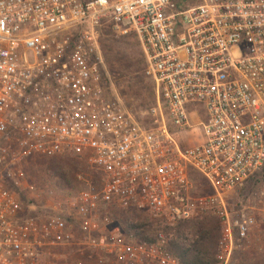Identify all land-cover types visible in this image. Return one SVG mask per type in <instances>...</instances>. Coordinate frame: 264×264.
<instances>
[{
	"label": "built area",
	"instance_id": "obj_1",
	"mask_svg": "<svg viewBox=\"0 0 264 264\" xmlns=\"http://www.w3.org/2000/svg\"><path fill=\"white\" fill-rule=\"evenodd\" d=\"M183 2L0 0V264H45L74 241L75 225L89 249L118 264H180L165 235L137 242L100 224L99 208L111 204L148 209L168 225L213 216L214 264H230L264 222L261 188L258 206L235 211L226 201L264 169V0ZM105 25L142 47L156 96L150 126L104 85ZM197 128L203 141L184 145ZM67 153L100 170L102 188L80 174L86 187L66 204L44 215L25 207L21 193L35 186L20 162ZM191 170L212 193L197 192Z\"/></svg>",
	"mask_w": 264,
	"mask_h": 264
},
{
	"label": "trees",
	"instance_id": "obj_2",
	"mask_svg": "<svg viewBox=\"0 0 264 264\" xmlns=\"http://www.w3.org/2000/svg\"><path fill=\"white\" fill-rule=\"evenodd\" d=\"M185 2L194 3L195 0H185ZM185 2H183L182 5H184ZM182 5L180 4L181 9L183 7ZM102 29L106 34L112 31L110 25H105ZM131 36L136 38L133 34ZM111 63V69H121L118 58H113ZM145 67L146 62L144 56L140 69L142 70ZM152 96L153 102L149 110L155 104V90ZM148 112L147 116H149ZM38 159H48L51 163L54 162L52 164L49 163L47 166L46 172L49 180H47L46 186L44 185V188L41 190L43 192L46 191L47 195L55 202L61 201L66 204V202L75 198L80 191L86 187L85 183L78 179V175L80 174L92 181L95 190H100L102 188V172L91 167L83 156L74 153L52 157L33 156L22 160L20 165L23 170L25 167L27 171L28 166L34 167L37 165ZM190 177L195 183L199 194L212 193L205 180L198 173L191 170ZM248 183L253 184L252 187H256L257 192L264 183V169L260 173L250 177L243 186L226 196V201L230 207H234L233 210L236 211L239 207L245 205V192ZM21 196L23 200L27 199L24 197L23 193H21ZM27 202L32 204L33 200L28 198ZM98 212L101 220H109L111 225H116L120 228L121 233L126 238H133L137 242L148 241L154 243L158 241L161 234L165 235L167 238V251L171 257L176 259L180 264H214L216 262L221 228L219 221L213 216L206 215L205 217L201 216L199 218L185 219L179 221L176 225H168L164 220L155 218L150 210L140 209L137 206L121 209L115 204H111L100 207ZM70 222L71 220L69 223ZM76 227L75 225L74 231H76ZM248 241L249 240H245L243 243L246 244ZM75 246H77V241L74 239L72 243L63 247L76 248ZM59 248H55L51 253ZM92 254L97 255L92 249L86 248L80 258L87 263L91 261L90 258L93 256ZM235 254L230 264H264V250L249 249L238 255ZM99 259L97 255L96 261L98 264L106 263L105 261L100 262Z\"/></svg>",
	"mask_w": 264,
	"mask_h": 264
},
{
	"label": "rangeland",
	"instance_id": "obj_3",
	"mask_svg": "<svg viewBox=\"0 0 264 264\" xmlns=\"http://www.w3.org/2000/svg\"><path fill=\"white\" fill-rule=\"evenodd\" d=\"M98 34L102 57L100 72L109 94L114 100L121 102V104L141 120L144 125L150 126L151 120L150 117L147 116V112L153 102L152 93L154 92V85L152 80L145 73L146 67L142 70L140 69L142 59H144L140 43L135 37L131 36L132 34L119 36L112 31L106 34L102 28L98 30ZM113 58H118L120 61V70L118 68L111 69V61H113ZM181 137L185 140L184 144L186 145H195L201 142V138L198 135L194 136L190 133H185ZM49 163L52 164L54 162L51 163L48 159H38L37 165L34 167L28 166L27 171L24 167L26 179L28 183L35 186V190L31 193L21 191L24 197L27 198L23 200V203L26 207L29 205L27 202L28 198L32 199L39 215L47 214V210L50 212V208L54 205V201L47 195V192L41 190L44 188V185L46 186L47 180H49L46 172ZM252 185L253 184L250 183L246 185L245 206H258V204H256L259 200L258 194L256 193V187H252ZM260 188V190L264 191V183ZM46 207H48V209ZM231 207L234 208L233 206ZM259 212L261 211L256 212L259 214V222L261 220L263 222L264 214ZM206 215L211 216L209 214H204L203 216L205 217ZM100 224L108 226L109 221L101 220ZM259 226L260 227L251 235L248 243L244 244L243 248L236 252L237 255L249 249L264 250L261 244L262 237L264 236V222L259 224ZM86 239L87 234L77 226L75 241H77L78 247H61L53 251L47 256L45 264H98L96 261L97 255L92 254L93 256L90 258L91 261L87 263L80 258L83 252H85V249L88 248L84 243ZM98 257L102 258L103 261L106 262L105 264H118L112 258L106 256Z\"/></svg>",
	"mask_w": 264,
	"mask_h": 264
},
{
	"label": "crops",
	"instance_id": "obj_4",
	"mask_svg": "<svg viewBox=\"0 0 264 264\" xmlns=\"http://www.w3.org/2000/svg\"><path fill=\"white\" fill-rule=\"evenodd\" d=\"M200 118H201V120H203V119H206V114L204 113V111L203 110H201V113H200V116H199ZM189 133V132H188ZM191 135H198V136H200V138H201V142L203 141V135H202V132L200 131V128L198 129L197 128V130L195 131V132H193V133H190ZM183 139V138H182ZM184 141L185 140H183V143H184ZM201 142H199V143H201ZM198 144V143H197ZM184 145H186V144H184ZM196 145V144H195ZM187 146H191V145H187Z\"/></svg>",
	"mask_w": 264,
	"mask_h": 264
}]
</instances>
